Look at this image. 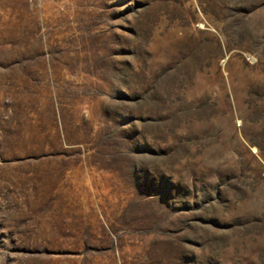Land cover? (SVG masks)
I'll return each mask as SVG.
<instances>
[{
	"label": "rangeland",
	"instance_id": "obj_1",
	"mask_svg": "<svg viewBox=\"0 0 264 264\" xmlns=\"http://www.w3.org/2000/svg\"><path fill=\"white\" fill-rule=\"evenodd\" d=\"M1 3L0 137L50 147L49 255L264 264V0ZM17 161L0 156V206Z\"/></svg>",
	"mask_w": 264,
	"mask_h": 264
},
{
	"label": "bare ground",
	"instance_id": "obj_2",
	"mask_svg": "<svg viewBox=\"0 0 264 264\" xmlns=\"http://www.w3.org/2000/svg\"><path fill=\"white\" fill-rule=\"evenodd\" d=\"M0 8H3L1 0ZM11 65L1 47L0 103L1 98L11 92L5 73L12 67ZM5 131L0 137L3 148L0 156L19 159L17 161L19 198L10 199L8 203L4 202L0 206V264H70L69 258L47 253L54 239H66L61 238L66 231L59 229L57 219L50 218L49 208L52 210L54 206L50 200H53L55 195L50 171L51 150H48L50 147L42 153L36 152L31 155L29 154L31 138L28 134L26 136L24 132L16 130L17 136L11 139L10 134L14 129L5 128ZM26 166L30 168L32 166L33 169L28 170ZM39 194L45 195L44 203L38 198ZM50 251L53 250L48 252ZM80 263H85L84 256L80 257Z\"/></svg>",
	"mask_w": 264,
	"mask_h": 264
}]
</instances>
